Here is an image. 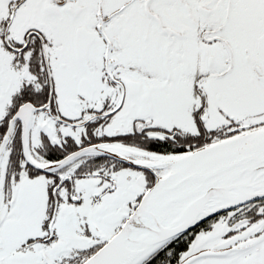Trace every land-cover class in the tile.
<instances>
[{
	"label": "snow or ice",
	"instance_id": "6c2138e0",
	"mask_svg": "<svg viewBox=\"0 0 264 264\" xmlns=\"http://www.w3.org/2000/svg\"><path fill=\"white\" fill-rule=\"evenodd\" d=\"M0 264H264V0H0Z\"/></svg>",
	"mask_w": 264,
	"mask_h": 264
}]
</instances>
